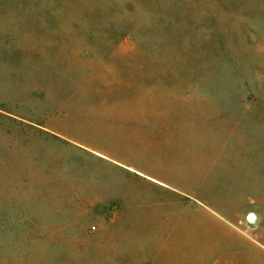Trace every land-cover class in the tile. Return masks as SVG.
<instances>
[{"label": "rangeland", "instance_id": "rangeland-1", "mask_svg": "<svg viewBox=\"0 0 264 264\" xmlns=\"http://www.w3.org/2000/svg\"><path fill=\"white\" fill-rule=\"evenodd\" d=\"M0 264H264V0H0Z\"/></svg>", "mask_w": 264, "mask_h": 264}, {"label": "bare ground", "instance_id": "bare-ground-1", "mask_svg": "<svg viewBox=\"0 0 264 264\" xmlns=\"http://www.w3.org/2000/svg\"><path fill=\"white\" fill-rule=\"evenodd\" d=\"M152 180V179H151Z\"/></svg>", "mask_w": 264, "mask_h": 264}]
</instances>
